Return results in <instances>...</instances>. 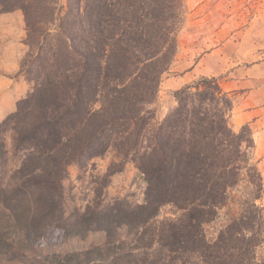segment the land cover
I'll list each match as a JSON object with an SVG mask.
<instances>
[{"label":"trees","instance_id":"obj_1","mask_svg":"<svg viewBox=\"0 0 264 264\" xmlns=\"http://www.w3.org/2000/svg\"><path fill=\"white\" fill-rule=\"evenodd\" d=\"M17 9L31 47L20 71L32 87L0 123L2 245L23 250L54 230L64 238L104 231L99 246L28 264H264L263 176L250 125L230 124L232 95L201 76L174 90L163 119L152 106L178 50L186 1L0 0V14ZM110 149L120 159L96 197L71 208L69 166ZM128 161L145 180L141 203L103 195ZM245 178L248 194L231 198ZM235 202L239 210L209 239L205 225ZM167 204L178 215L159 219ZM2 247L0 264H10Z\"/></svg>","mask_w":264,"mask_h":264},{"label":"rangeland","instance_id":"obj_2","mask_svg":"<svg viewBox=\"0 0 264 264\" xmlns=\"http://www.w3.org/2000/svg\"><path fill=\"white\" fill-rule=\"evenodd\" d=\"M187 12L184 24L178 33V50L170 68L162 75L157 98L152 105L156 119H163L176 105L174 90L192 83L201 76H215L223 89L233 98L230 124L240 130L249 124L255 141L251 150L253 162L263 176L264 183V117L251 125L244 111L253 105H241L239 100L246 91L259 95L254 100L264 101V0H185ZM63 4L66 0H61ZM25 17L21 9L0 14V123L17 110L19 101L31 90V84L20 71L21 61L29 52ZM187 83L178 85L181 76ZM180 86V87H178ZM259 105H256L257 107ZM264 108V104H260ZM258 108V107H257ZM264 115V109H262ZM9 138V136H8ZM11 142L10 138L8 139ZM120 156L110 149L81 167L69 166L65 181L71 208L83 209L97 195L98 186L112 163ZM14 163L10 161V166ZM245 178L231 190V198L247 195L250 189ZM145 180L133 161H128L122 171L110 178L104 187L107 199L125 198L131 202H143ZM257 203L264 208V191ZM238 203H232L220 210L213 222L205 225L209 239H214L224 225L226 213L237 212ZM178 211L172 205H164L159 219L173 218ZM226 218V217H225ZM52 231L40 238L31 247L16 250L12 245L1 249L11 259L10 264H28L33 260H47L50 256L71 251H81L99 246L106 240L104 231H92L87 235L74 234L67 238ZM120 237L127 236L126 226L118 230ZM7 252V253H6ZM4 256V255H3ZM258 257L264 258V245L258 248ZM4 258V257H2ZM3 264V263H2Z\"/></svg>","mask_w":264,"mask_h":264},{"label":"crops","instance_id":"obj_3","mask_svg":"<svg viewBox=\"0 0 264 264\" xmlns=\"http://www.w3.org/2000/svg\"><path fill=\"white\" fill-rule=\"evenodd\" d=\"M187 81L188 80H187L185 75L181 76V79L178 81V85L181 86L182 84L187 83ZM180 86H178V87H180ZM246 94H248V96H243V98H241L239 100V102H240L241 105H249V104L253 105V103H254V107L246 109L244 111V114L246 115L248 121H251L250 123H251V125H253L254 123H256L255 121L260 120L259 118H263L264 117V115L260 117V115H262V112H260V111H263L262 109H264L263 107H260V104H264V101L254 100V99H257L256 97L259 96V95H253L252 91H246L244 93V95H246ZM253 97H254V99H253ZM262 98L264 100V96L263 95L261 96V99ZM256 105H259V106H257L258 108L255 107Z\"/></svg>","mask_w":264,"mask_h":264}]
</instances>
